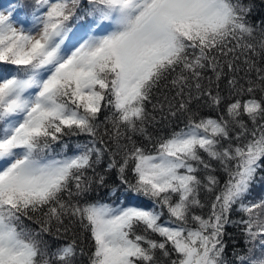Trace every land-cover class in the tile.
<instances>
[{"label":"snow or ice","instance_id":"6c2138e0","mask_svg":"<svg viewBox=\"0 0 264 264\" xmlns=\"http://www.w3.org/2000/svg\"><path fill=\"white\" fill-rule=\"evenodd\" d=\"M254 7H0V264H227V225L244 238L239 264H264V191L253 195L264 183V16L251 19Z\"/></svg>","mask_w":264,"mask_h":264},{"label":"trees","instance_id":"16d2710c","mask_svg":"<svg viewBox=\"0 0 264 264\" xmlns=\"http://www.w3.org/2000/svg\"><path fill=\"white\" fill-rule=\"evenodd\" d=\"M25 3H30V0H24ZM252 3L255 5L252 15H251V19H253L254 21L256 19H258L261 16H264V0H252ZM27 8L24 11H21L22 14H25L27 12ZM195 106V105H194ZM149 109H151V105H149ZM157 116V119H159V113L155 114ZM201 115H214V112H211L208 109H202L201 110ZM177 126H183L182 123H174L172 125V127H177ZM157 128L160 127V125H156ZM153 129L149 128V131L151 132ZM87 137L81 136L79 137L80 140H84ZM74 140L76 138H73ZM106 167V162L102 163L97 171H102L104 168ZM91 174V173H89ZM221 179H223V176H221ZM108 183L109 185H113L115 183H118V180L116 179V174L115 172L111 173L108 177ZM108 189L105 188L102 190V195L103 194H107L108 193ZM262 191H264V183H260L258 186H256L254 188L253 191V195L254 196H259ZM111 202V201H109ZM208 212L207 208H204L202 211H198V214H206ZM239 218V214L238 213H234L232 215V219H238ZM226 232L227 235L225 237V242H226V249H225V261L227 262V264H239L238 260H237V256L238 255H242L244 254V252L246 251V246L244 243V238L241 235L240 230L233 226V225H227L226 226ZM70 237H66L64 239H68ZM64 239H61L59 241H52L53 243V247H55L57 244L63 243ZM87 250V249H86ZM77 264H88L87 262V257H79L77 260Z\"/></svg>","mask_w":264,"mask_h":264},{"label":"rangeland","instance_id":"374dc122","mask_svg":"<svg viewBox=\"0 0 264 264\" xmlns=\"http://www.w3.org/2000/svg\"><path fill=\"white\" fill-rule=\"evenodd\" d=\"M11 3H16L15 0H1L0 1V7H8ZM20 17L23 18L24 15L20 14Z\"/></svg>","mask_w":264,"mask_h":264}]
</instances>
